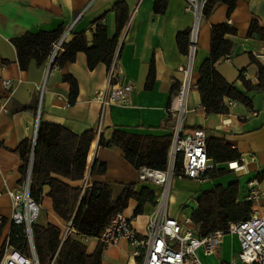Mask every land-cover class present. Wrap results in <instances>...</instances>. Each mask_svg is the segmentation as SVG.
I'll return each mask as SVG.
<instances>
[{
  "label": "crops",
  "instance_id": "obj_1",
  "mask_svg": "<svg viewBox=\"0 0 264 264\" xmlns=\"http://www.w3.org/2000/svg\"><path fill=\"white\" fill-rule=\"evenodd\" d=\"M154 1L0 0V218L7 220L11 212L6 189L17 188L23 179L18 171L21 161L16 148L22 141H31L34 137L36 107L38 120L43 123L61 126L76 135L88 131L94 133L86 155L83 179L77 182L63 180L64 183L71 187H80L83 182L89 187L93 183L104 184L112 201L118 200L130 185L135 193L145 189L153 195L154 203H146L140 215H133L137 205L134 200H129L121 213L131 222L137 234L145 233L147 219L156 207L162 187L149 180L139 181L137 170L124 159L121 150L100 147L98 140L101 137L109 141L115 129L138 135L163 136L171 133L172 121L166 117L165 108L172 86L178 88L184 80L182 70L187 64L186 55L177 49L175 36L179 32L191 31L194 17L185 11V0H168L162 14L153 12ZM118 2L127 6L128 20L118 39L121 50L116 73L119 83L133 87L131 107L111 105L101 112L95 94L107 89L108 70L101 63L88 70L83 53H78L73 63L51 69L46 76V62L37 66L32 61L26 71L18 68L12 40L27 33L52 32L62 27L63 30L70 28L68 41L74 35L83 33L88 46H91L97 23L105 26L109 36L114 35L112 7ZM226 13L227 7L217 4L208 18L200 16L198 19L183 129L186 132L202 129L207 140L227 141L239 154V161L234 170L228 169L227 163L212 164L215 169L227 173L213 179L205 178L200 183L171 179L166 197V215L174 219L190 217L196 208L193 200L215 185L225 187L237 182V201L243 202L251 181L256 182L255 189L259 194L251 201V210L264 216V89L247 92L238 79L242 73L252 86L258 84L257 68L250 64L248 54L263 53L264 46L246 34L252 20L264 28V0H237L228 18ZM224 23L230 25L236 34L225 36L232 44L229 58L220 59L214 67L237 92L249 98L250 107L236 102L228 106V100H225L226 114L206 115L196 90L198 70L209 57L211 26ZM151 62L154 83L147 90L144 86ZM261 64L264 65V62ZM65 75H70L77 84L78 93L73 104L68 101L69 85L62 81ZM2 80L12 82L14 91L11 96L2 87ZM42 82L44 86L39 100L37 87ZM250 113H255V116H250ZM94 163L104 164V173L90 174ZM48 191L47 186L42 188L36 224L41 227L54 225L62 232L66 223L52 212ZM181 206L185 207L183 212ZM98 244L96 239L90 238L84 244L86 254H92ZM133 250L134 247L124 241L117 245H105L100 264H133ZM238 252L236 237L227 234L223 236L216 253L205 254L198 249L197 256L201 264H242L237 258Z\"/></svg>",
  "mask_w": 264,
  "mask_h": 264
},
{
  "label": "trees",
  "instance_id": "obj_2",
  "mask_svg": "<svg viewBox=\"0 0 264 264\" xmlns=\"http://www.w3.org/2000/svg\"><path fill=\"white\" fill-rule=\"evenodd\" d=\"M168 0H155L152 10L162 14ZM237 0H206L201 10V18L206 19L217 4L227 7L226 17L233 11ZM115 33L109 36L105 26L97 23L92 35V44L88 46L85 35L79 33L63 45V52L57 60L58 68L67 63H73L78 53L86 58L88 70L98 64H103L109 70L115 58L114 68L119 58L121 46L118 39L128 20V8L123 2L113 4ZM63 32L59 27L52 32L27 33L11 41L21 71H26L30 62L41 66L46 62L51 46ZM235 30L227 23L211 26L209 57L201 64L196 83V90L204 114H226L228 112L224 101H232L250 107L249 98L237 92L216 70L214 65L222 58H226L232 44L225 39L227 35H235ZM190 30L179 32L175 36L177 49L187 54ZM246 36L261 42L264 46V28L252 20ZM250 64L257 68L258 84L252 86L246 81L242 73L238 79L247 92L264 89V65L248 54ZM62 81L69 85V104H73L77 97L76 81L65 75ZM154 83L153 63L145 82V89L150 90ZM177 87L172 86L171 96ZM170 101V100H169ZM169 103V102H168ZM35 114L37 108H34ZM94 137L92 131L76 135L69 130L52 124L37 123L35 141L32 149V163L30 172L29 196L37 204L40 203L42 188L47 186L48 198L51 201L52 212L64 223L71 221L72 227L81 235L96 238L110 219L122 213L129 200L136 202L134 216L142 213L146 203H154L153 195L143 189L135 193L133 187L127 186L118 200L112 201L108 187L101 183H93L88 190L81 194L79 187H71L63 180L77 182L83 179L86 166V155ZM171 135L153 136L138 135L115 129L109 141L99 137L98 145L104 148L116 147L121 150L124 159L136 170L145 168L151 171H164L167 167V151ZM31 141L24 140L16 148L21 165L18 168L22 178L25 177L30 153ZM207 156L212 164H224L239 161V154L225 140H206ZM105 166L94 163L90 174H102ZM224 170L214 167L206 172V178H216L226 174ZM238 184L232 182L225 187L215 185L201 192L195 198L196 208L190 215L192 224L197 227L200 236H205L217 230H223L228 223L246 219L251 211L249 202L237 201ZM6 219L1 218L0 236ZM33 250L38 264H49L60 244L61 230L54 225L45 227L32 224ZM10 245L20 253L27 255L28 248L22 229L11 227ZM102 245L98 244L92 254H86L84 244L68 237L60 245L54 264H100Z\"/></svg>",
  "mask_w": 264,
  "mask_h": 264
},
{
  "label": "built area",
  "instance_id": "obj_3",
  "mask_svg": "<svg viewBox=\"0 0 264 264\" xmlns=\"http://www.w3.org/2000/svg\"><path fill=\"white\" fill-rule=\"evenodd\" d=\"M205 1L185 0V11L193 15L194 25L189 35L186 54L187 64L182 70L184 80L171 96L165 108L166 117L172 121L171 140L167 151V167L164 171H151L145 168L137 170L139 181L149 180L162 187V193L156 201V207L147 219L145 233L143 235L137 234L131 222L121 213H118L94 238L102 246L117 245L121 241L132 245L134 247L131 255L133 264H201L197 250L201 249L205 254L216 253L223 236L227 234L233 235L237 239L239 262L242 264H264V216L256 211L251 210L246 219L228 223L225 229L211 232L205 236L199 235L197 227L192 224L189 216L174 219L166 215V197L170 180H192L200 183L206 178V172L213 168L212 162L207 156L205 132L202 129H193L187 132L183 129V118L187 113L186 99L190 90V70L195 54L197 22ZM69 36L70 28H67L52 44L46 60L45 76L51 69L58 67L57 60L63 52V45L68 42ZM253 57L264 62V52H258ZM228 58L227 56L226 60ZM114 63L115 58L108 70L107 89L95 94L101 112L111 105L132 106L133 87L129 84L119 83ZM1 84L8 91V96H11L14 91L12 82L2 80ZM43 86L44 83L42 82L37 87L39 100ZM232 104V101H227L228 106ZM250 116H255V113H250ZM34 141L35 136L31 140L25 177L17 188L6 189V195L11 203V212L0 236V264H38L33 250L31 226L38 216L39 204L35 203L29 196L30 180L27 178ZM237 163V161L228 162L227 168L234 170L237 168ZM255 186V181L248 183L246 202L251 203L254 198L259 196ZM79 188L83 194L89 189V186L83 182ZM193 201L195 202V200ZM180 210L183 212L185 207L181 206ZM11 227L22 229L28 248L27 255L20 253L10 245ZM68 237L82 244L87 243L90 239V237L79 234L72 227L71 221L65 224L61 232L58 249ZM58 249L49 264H54Z\"/></svg>",
  "mask_w": 264,
  "mask_h": 264
},
{
  "label": "water",
  "instance_id": "obj_4",
  "mask_svg": "<svg viewBox=\"0 0 264 264\" xmlns=\"http://www.w3.org/2000/svg\"><path fill=\"white\" fill-rule=\"evenodd\" d=\"M37 123H38V116L36 117V125H35L34 136L36 135ZM31 163H32V156H31V159H30V161H29V167H28V170H27V178H28V179H30Z\"/></svg>",
  "mask_w": 264,
  "mask_h": 264
},
{
  "label": "rangeland",
  "instance_id": "obj_5",
  "mask_svg": "<svg viewBox=\"0 0 264 264\" xmlns=\"http://www.w3.org/2000/svg\"><path fill=\"white\" fill-rule=\"evenodd\" d=\"M38 221V220H37ZM34 224H36V221L34 222Z\"/></svg>",
  "mask_w": 264,
  "mask_h": 264
}]
</instances>
